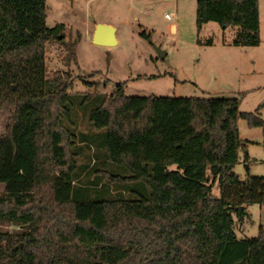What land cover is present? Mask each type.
Instances as JSON below:
<instances>
[{
    "label": "trees",
    "instance_id": "16d2710c",
    "mask_svg": "<svg viewBox=\"0 0 264 264\" xmlns=\"http://www.w3.org/2000/svg\"><path fill=\"white\" fill-rule=\"evenodd\" d=\"M210 22L234 28V46L261 43L259 0H197V31ZM65 29L40 35L70 66L78 41ZM98 74L82 78L86 92H72L69 71L35 95L0 91V113L13 108L0 133V264H264V228L241 240L234 230L264 205V177L234 171L241 154L249 163L239 123L264 130V103L243 112L244 94L138 97L124 84L105 94Z\"/></svg>",
    "mask_w": 264,
    "mask_h": 264
},
{
    "label": "rangeland",
    "instance_id": "374dc122",
    "mask_svg": "<svg viewBox=\"0 0 264 264\" xmlns=\"http://www.w3.org/2000/svg\"><path fill=\"white\" fill-rule=\"evenodd\" d=\"M0 1L4 3L0 67L16 84L17 97L35 95L54 72L69 71L77 78L74 93L88 91L82 78L99 72L91 81L100 83L99 91L105 94L124 84L127 96L138 97L233 98L244 94L243 112H254L264 103V0H259L261 43L255 47L232 45L235 29L223 30L214 22L198 32L197 0ZM167 14H173V20L166 19ZM92 19L115 26L116 46L93 43ZM57 24L66 26L65 43L78 41L77 64L65 65L67 52L62 44L43 41L40 34ZM157 48L167 53L164 59ZM12 113L11 107L0 113V133ZM261 113L264 119V109ZM81 130L86 131L84 122ZM239 132L248 143L249 163L241 154L235 173L242 180L248 173L264 177L263 128H250L241 120ZM3 191L0 183V193ZM213 194L219 196L218 185ZM248 212L249 219L234 227L239 240L257 237L264 228V205H253ZM1 228L11 233L23 229L14 223H2Z\"/></svg>",
    "mask_w": 264,
    "mask_h": 264
},
{
    "label": "water",
    "instance_id": "95a60500",
    "mask_svg": "<svg viewBox=\"0 0 264 264\" xmlns=\"http://www.w3.org/2000/svg\"><path fill=\"white\" fill-rule=\"evenodd\" d=\"M94 20L92 19V22ZM116 28L107 23H95L92 40L95 45L104 47H113L118 44L116 37ZM62 38V36H61ZM159 57L164 59L167 53L160 48L156 49Z\"/></svg>",
    "mask_w": 264,
    "mask_h": 264
},
{
    "label": "crops",
    "instance_id": "0c3cea01",
    "mask_svg": "<svg viewBox=\"0 0 264 264\" xmlns=\"http://www.w3.org/2000/svg\"><path fill=\"white\" fill-rule=\"evenodd\" d=\"M93 23H96L93 21ZM93 28H95V24H93ZM112 25L111 23H107ZM114 26V25H112ZM115 27V26H114ZM172 31H175L176 28L174 25L171 26ZM94 31V29H93ZM93 36V33H92ZM116 37H117V30H116ZM12 83L10 79L6 78L3 69L0 67V91L10 100H15L17 98V89L15 88L16 84ZM249 211V208H248Z\"/></svg>",
    "mask_w": 264,
    "mask_h": 264
},
{
    "label": "built area",
    "instance_id": "2783aa9c",
    "mask_svg": "<svg viewBox=\"0 0 264 264\" xmlns=\"http://www.w3.org/2000/svg\"><path fill=\"white\" fill-rule=\"evenodd\" d=\"M173 18H174V16H173V14H167L166 15V19H168V20H173Z\"/></svg>",
    "mask_w": 264,
    "mask_h": 264
}]
</instances>
